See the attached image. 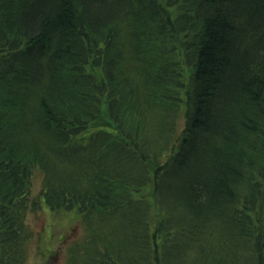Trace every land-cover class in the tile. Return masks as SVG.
I'll return each instance as SVG.
<instances>
[{
  "label": "trees",
  "instance_id": "obj_1",
  "mask_svg": "<svg viewBox=\"0 0 264 264\" xmlns=\"http://www.w3.org/2000/svg\"><path fill=\"white\" fill-rule=\"evenodd\" d=\"M0 41V264L36 170L71 264H264V0H0Z\"/></svg>",
  "mask_w": 264,
  "mask_h": 264
},
{
  "label": "rangeland",
  "instance_id": "obj_2",
  "mask_svg": "<svg viewBox=\"0 0 264 264\" xmlns=\"http://www.w3.org/2000/svg\"><path fill=\"white\" fill-rule=\"evenodd\" d=\"M173 9V8H172ZM43 185V173L36 170L31 186V198L37 199L39 205L31 207L25 217L26 224L33 232L30 250L24 264H71L72 247L77 243L83 245L87 238V227L77 210H51L42 204L40 192ZM140 193L153 198L151 187H143ZM160 209L151 210L150 221L156 222ZM264 212V209H262ZM82 264V260L74 261Z\"/></svg>",
  "mask_w": 264,
  "mask_h": 264
},
{
  "label": "bare ground",
  "instance_id": "obj_3",
  "mask_svg": "<svg viewBox=\"0 0 264 264\" xmlns=\"http://www.w3.org/2000/svg\"><path fill=\"white\" fill-rule=\"evenodd\" d=\"M0 43H1V41H0Z\"/></svg>",
  "mask_w": 264,
  "mask_h": 264
}]
</instances>
